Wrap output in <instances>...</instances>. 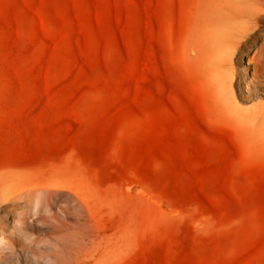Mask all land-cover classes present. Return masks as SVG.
<instances>
[{
	"label": "rangeland",
	"instance_id": "rangeland-1",
	"mask_svg": "<svg viewBox=\"0 0 264 264\" xmlns=\"http://www.w3.org/2000/svg\"><path fill=\"white\" fill-rule=\"evenodd\" d=\"M190 4L0 0V174L89 199L105 264H264V138L235 120L258 100L218 110L182 54ZM28 199L0 211V264H90L75 203Z\"/></svg>",
	"mask_w": 264,
	"mask_h": 264
},
{
	"label": "bare ground",
	"instance_id": "bare-ground-1",
	"mask_svg": "<svg viewBox=\"0 0 264 264\" xmlns=\"http://www.w3.org/2000/svg\"><path fill=\"white\" fill-rule=\"evenodd\" d=\"M189 18L182 43L183 57L200 66L208 93L220 111L225 102L243 105L258 100L235 116L244 134L264 138L256 124L242 122L243 114L264 111V0H190ZM263 132L262 134L260 133ZM65 196L83 212L75 228V244L80 256L90 264H105L110 238L92 216L89 199L67 187L63 181L41 185H19L12 173L0 174V211L17 200L29 197L36 209H48L51 200ZM78 214L77 216H82ZM124 219L118 222L117 242L125 243ZM121 236V237H120Z\"/></svg>",
	"mask_w": 264,
	"mask_h": 264
}]
</instances>
